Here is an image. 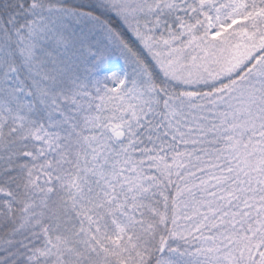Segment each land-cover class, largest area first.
I'll list each match as a JSON object with an SVG mask.
<instances>
[{"label": "snow or ice", "instance_id": "snow-or-ice-1", "mask_svg": "<svg viewBox=\"0 0 264 264\" xmlns=\"http://www.w3.org/2000/svg\"><path fill=\"white\" fill-rule=\"evenodd\" d=\"M0 264H264V0H0Z\"/></svg>", "mask_w": 264, "mask_h": 264}]
</instances>
